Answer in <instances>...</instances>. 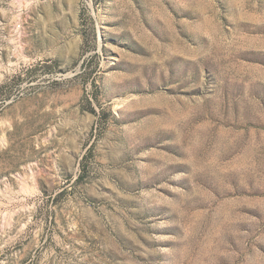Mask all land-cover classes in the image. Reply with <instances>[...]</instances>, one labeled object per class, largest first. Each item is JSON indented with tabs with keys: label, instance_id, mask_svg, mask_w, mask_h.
Listing matches in <instances>:
<instances>
[{
	"label": "rangeland",
	"instance_id": "374dc122",
	"mask_svg": "<svg viewBox=\"0 0 264 264\" xmlns=\"http://www.w3.org/2000/svg\"><path fill=\"white\" fill-rule=\"evenodd\" d=\"M0 264H264V0H0Z\"/></svg>",
	"mask_w": 264,
	"mask_h": 264
}]
</instances>
